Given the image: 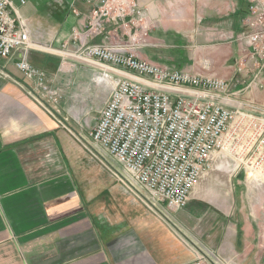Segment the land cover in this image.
Here are the masks:
<instances>
[{
  "label": "crops",
  "instance_id": "crops-1",
  "mask_svg": "<svg viewBox=\"0 0 264 264\" xmlns=\"http://www.w3.org/2000/svg\"><path fill=\"white\" fill-rule=\"evenodd\" d=\"M24 1L13 3L35 46L29 61L62 97L53 118L32 99V83L14 62L0 60V264H264V188L248 196L245 185V191L235 186L231 200L217 191L213 201L205 198L216 185L208 180L164 218L121 184L113 186L112 165L87 149L94 122L67 123L77 109L72 99H81L88 114L103 95L94 118L104 107L107 91L95 84L99 70L57 52L76 51L73 35L85 38L91 6ZM140 2L150 45L136 51L139 59L225 80L235 74V62L245 57L236 37L245 31L247 0ZM255 96L264 105V91ZM193 201L199 205L189 208Z\"/></svg>",
  "mask_w": 264,
  "mask_h": 264
},
{
  "label": "built area",
  "instance_id": "built-area-1",
  "mask_svg": "<svg viewBox=\"0 0 264 264\" xmlns=\"http://www.w3.org/2000/svg\"><path fill=\"white\" fill-rule=\"evenodd\" d=\"M87 1L86 35H73L77 49L71 53L98 65L97 86L106 81L111 90L87 145L98 161L118 165L111 166L113 178L164 218L185 207L208 170L231 168L246 187L264 188V105L242 99L246 89H264V2L247 0L245 31L236 37L245 56L235 62L236 71L250 75L247 81L139 59L136 51L150 45L140 0ZM97 37V44L86 43ZM34 48L13 0H0V60L14 62L32 83V99L57 119L62 93L29 61Z\"/></svg>",
  "mask_w": 264,
  "mask_h": 264
},
{
  "label": "rangeland",
  "instance_id": "rangeland-1",
  "mask_svg": "<svg viewBox=\"0 0 264 264\" xmlns=\"http://www.w3.org/2000/svg\"><path fill=\"white\" fill-rule=\"evenodd\" d=\"M67 58H71L73 62H75L76 64H78L80 66H82V65H89L87 62H85L83 60L82 61L76 60L73 57H67ZM63 59H64V57H63ZM66 63H67V61H65L63 64H66ZM89 66L93 67L92 65H89ZM235 67L237 69V66L236 65H235ZM67 68H68L67 65L62 68L63 69L62 70L63 71L62 72V76H63L62 79H64V81L69 77V76H66L67 75L66 72H68ZM93 69H96V68H93ZM236 69H235V71H236ZM233 76H237L238 78H241V79L244 78L247 81H249L251 79L250 75L249 76H247V75L245 76V75H242V74L238 73L237 71L235 72V74ZM230 79H228V80H230ZM95 84H96V80H95ZM102 85H104V87H106V82L104 81L102 83ZM105 89L107 91V96H108L107 97V100H108L109 97H110L111 90L108 89L107 87ZM263 91H264V89H261L260 90V89H257V88H255L253 86L250 89H246L243 92L242 97H244L245 99L247 98V99H250V100H254L258 104L260 102L256 100V98H258V97L255 96V93L256 94H258V93L260 94ZM102 99H103V95H101L100 98L98 97L97 100H95V101H93L91 103L92 108L90 110H88V114L85 113L86 110H83L84 109L83 108L84 105H83L81 99H79V98L72 99L73 100V103L76 104L75 107L77 108V109H75V113H74L75 117H73L74 119H68L69 121L67 120L68 122L67 121L66 122L67 123L70 122L71 125H73V126H79V125H81V126L83 125L84 126V125H87V123L91 125L94 122V119L93 118L95 117V115H97L96 112H95L96 111L95 108L97 107L98 104H100V102H101ZM87 149H89L88 146H87ZM89 150H91V149H89ZM218 162L219 161H217L215 163V165H217ZM108 163H110L112 165V167H113L112 169H115V168L118 167V165L114 164L112 161H108ZM243 177L244 176L241 175V173H239V174H233V171H232L231 168H230L229 171L208 170L207 172L204 173V178L202 179V182H201L202 183V186L208 180H210V183H215L216 185L215 186L212 185V187H210L209 193L205 195V198L207 200H213L214 201L215 198H216V196L214 195V193L218 191L221 194H223L224 196L226 195L231 200L233 198V194H235V190H234V187L235 186H237L239 188V190L241 189V190H244L245 191L244 183H243ZM236 180H240L242 183L238 186V185H236ZM115 183L120 186V181L117 178H113V186H115L114 185ZM247 189L250 190L249 193L247 194L248 196L249 195L254 196L257 193V191L259 190V189L257 190V189H255L253 187H250V186H247ZM238 195H240V194H238ZM195 202L196 201H193L192 203H190L189 208L192 207L191 206L192 204L199 205L198 202L197 203H195ZM230 207L232 209H234L235 205L234 206H230Z\"/></svg>",
  "mask_w": 264,
  "mask_h": 264
},
{
  "label": "bare ground",
  "instance_id": "bare-ground-1",
  "mask_svg": "<svg viewBox=\"0 0 264 264\" xmlns=\"http://www.w3.org/2000/svg\"><path fill=\"white\" fill-rule=\"evenodd\" d=\"M43 49H45V50H49V49H47V48H44L43 47ZM60 55H62L64 58H67V57H73V58H75L76 60H80V61H82L81 59H79L78 57H75L72 53H69V52H67V53H65V52H61V51H57ZM84 61V60H83ZM86 62V61H85ZM89 65H92V66H94L95 68L98 66V65H95V64H93L92 62H87ZM106 82V81H105Z\"/></svg>",
  "mask_w": 264,
  "mask_h": 264
}]
</instances>
